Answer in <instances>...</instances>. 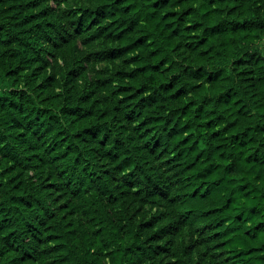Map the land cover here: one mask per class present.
<instances>
[{
	"label": "trees",
	"instance_id": "obj_1",
	"mask_svg": "<svg viewBox=\"0 0 264 264\" xmlns=\"http://www.w3.org/2000/svg\"><path fill=\"white\" fill-rule=\"evenodd\" d=\"M72 1L0 0V264H264V0Z\"/></svg>",
	"mask_w": 264,
	"mask_h": 264
},
{
	"label": "rangeland",
	"instance_id": "obj_2",
	"mask_svg": "<svg viewBox=\"0 0 264 264\" xmlns=\"http://www.w3.org/2000/svg\"><path fill=\"white\" fill-rule=\"evenodd\" d=\"M55 4V2L53 3ZM57 4L60 6V8L62 9V11H65L67 13H69V9L76 8V5H74V2L72 0H57ZM57 5V6H58ZM78 44H80V47L82 49H84L87 53H88V57H89V66H88V71L90 72V74L92 75V77H106L109 74V71L112 70V68L114 67V65H116V62H111L99 57H96L94 55V52L97 50V46L95 45H89L88 43L86 44L84 42V40L82 39V42L80 41ZM150 209V206H149ZM156 209L153 210V212ZM148 214L150 215L151 212L149 211ZM200 235H204V241L202 242V240H200ZM187 239H189V241L195 240L196 244H199L198 248L196 249V252L193 253L192 259L193 260H198L199 257L201 256V251H204L205 253L208 252V250L212 251V254H218L220 253L218 251V248H216L214 246V244H212V246H210L211 240L208 241V239H210L211 234H209V232L203 231V233H197V235L190 236L187 235L186 236ZM207 247H209L207 249ZM42 249L44 250L45 254L48 255V258L51 259L50 261H53L54 259V255L52 253V248L51 246L47 245L46 243H44L42 245ZM165 258L166 261L169 262L170 264H178V257L174 256L172 253H168L165 254ZM222 260L225 258V256L220 257Z\"/></svg>",
	"mask_w": 264,
	"mask_h": 264
}]
</instances>
